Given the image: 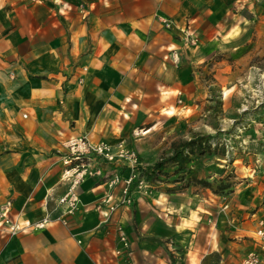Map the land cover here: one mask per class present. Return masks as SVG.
I'll use <instances>...</instances> for the list:
<instances>
[{"label": "crops", "instance_id": "crops-1", "mask_svg": "<svg viewBox=\"0 0 264 264\" xmlns=\"http://www.w3.org/2000/svg\"><path fill=\"white\" fill-rule=\"evenodd\" d=\"M243 1L0 0V206L22 226L52 220L0 233V264H241L257 249L264 205L224 221L190 190L145 196L134 185L123 204V184L106 181L131 169L98 157L103 176L78 188L66 224L56 221L64 144L87 136L142 152L140 130L182 99L192 109L196 66L212 44H235L227 22ZM120 227L129 248L118 254Z\"/></svg>", "mask_w": 264, "mask_h": 264}, {"label": "rangeland", "instance_id": "rangeland-1", "mask_svg": "<svg viewBox=\"0 0 264 264\" xmlns=\"http://www.w3.org/2000/svg\"><path fill=\"white\" fill-rule=\"evenodd\" d=\"M227 23L237 40L207 49L196 66L202 90L192 109L183 108L182 99L179 112L162 114L149 132L140 130L138 148L144 153L125 147L136 155V168L142 172L171 156L181 143L211 137L208 146L190 155L188 165L194 177L210 187L194 184L177 190L187 180L175 183L181 177L172 166L156 185L146 183L140 190L135 182L133 187L145 196H181L190 190L211 204V218L224 221L240 206L252 211L264 205V0H244Z\"/></svg>", "mask_w": 264, "mask_h": 264}, {"label": "built area", "instance_id": "built-area-1", "mask_svg": "<svg viewBox=\"0 0 264 264\" xmlns=\"http://www.w3.org/2000/svg\"><path fill=\"white\" fill-rule=\"evenodd\" d=\"M167 27H170V22H165ZM189 41L196 43L194 35H188ZM64 148L66 154L63 156V172L62 181L68 184L67 191L58 200V205L62 208L63 216L56 218V221L66 224V215L73 214L79 204L80 198L77 193L78 188L88 179L103 176L104 172L101 168L92 165V160L96 157L101 158L107 163H125L131 169L128 178L121 179L118 175H112L106 181L109 189L123 184V199L121 203L130 205L132 199L130 190L133 183H138V188H146L145 181L141 178L137 165V157L124 146H119L117 149L107 142L93 143L87 136H81L69 139ZM109 197L105 200L108 201ZM115 208L111 207L110 212H114ZM52 220L50 217L43 218L35 224H27L22 226L18 221L14 220L11 215V209L8 205L0 206V233L8 237H14L28 229L42 230L48 226ZM119 241L122 244V249L117 253L121 254L122 250L129 248V243L122 228H118ZM257 238V249L247 253L241 264H264V221L259 222V229L255 232Z\"/></svg>", "mask_w": 264, "mask_h": 264}, {"label": "trees", "instance_id": "trees-1", "mask_svg": "<svg viewBox=\"0 0 264 264\" xmlns=\"http://www.w3.org/2000/svg\"><path fill=\"white\" fill-rule=\"evenodd\" d=\"M211 137H200L197 139H193L190 142H183L181 143L176 149H174L171 156L163 159L151 167L144 169L140 172L141 178L147 183L148 185H156L158 181H161V177L163 175H167L168 173L165 172V168L167 166L177 167L175 169L174 175H177L181 178H177L175 183H180V181L187 180V183L183 187H177V190L184 189L188 186L194 184H204L208 186L207 182L203 180H197L192 172L189 169V163L191 161L190 155L196 154L198 151L202 150V147L205 145L208 146ZM210 187V186H208ZM228 186H221L220 189H226ZM169 193H175V189L168 190Z\"/></svg>", "mask_w": 264, "mask_h": 264}]
</instances>
